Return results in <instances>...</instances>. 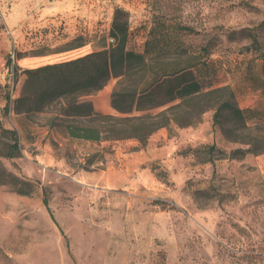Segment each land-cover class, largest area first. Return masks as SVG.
I'll use <instances>...</instances> for the list:
<instances>
[{"label":"rangeland","instance_id":"1","mask_svg":"<svg viewBox=\"0 0 264 264\" xmlns=\"http://www.w3.org/2000/svg\"><path fill=\"white\" fill-rule=\"evenodd\" d=\"M116 7L128 48L143 51L154 27L160 44L186 48L204 88L227 84L254 107L248 125L264 119V95L251 87L263 80L264 0H0V120L20 144L0 156V178L29 182L20 193L0 181V264H264V150L232 153L246 145L212 123L213 107L144 144L71 137L60 122L93 121L51 106L14 111L25 69L107 46ZM120 79L83 97L107 91L111 103Z\"/></svg>","mask_w":264,"mask_h":264},{"label":"trees","instance_id":"2","mask_svg":"<svg viewBox=\"0 0 264 264\" xmlns=\"http://www.w3.org/2000/svg\"><path fill=\"white\" fill-rule=\"evenodd\" d=\"M181 27L191 29L187 25ZM153 30L151 27L143 51L128 48V21L124 9L116 7L107 46L25 69L20 94L13 99L14 111L54 108L56 115L85 116L93 121L65 119L60 122L71 137L93 141L135 137L144 144L157 128L169 126L171 122L193 124L205 109L213 107L212 123L220 124L231 140L246 145L245 148H234L232 153L264 150V119L253 125L246 122V111H252L254 107L239 106L227 84L204 88L191 70L196 62L187 61L186 48L182 46L176 50L170 48L168 42L160 44ZM110 74L121 77L119 85L111 91V105L127 114L104 113L83 97L101 88ZM262 76L263 80L258 78L256 85L261 87L264 95V72ZM162 91L165 94L159 97ZM175 99L178 100L154 110ZM134 109L143 112L129 113ZM50 121L58 123L54 118ZM19 153L16 129L4 126L0 120V156L14 157ZM6 180L16 191L27 193L28 180L16 174H10L8 179L0 178V181ZM43 201L47 203L45 196Z\"/></svg>","mask_w":264,"mask_h":264},{"label":"crops","instance_id":"3","mask_svg":"<svg viewBox=\"0 0 264 264\" xmlns=\"http://www.w3.org/2000/svg\"><path fill=\"white\" fill-rule=\"evenodd\" d=\"M233 76L236 75V73L233 72L232 74ZM249 87V86H248ZM254 90L256 91H260L261 92V87H259L258 85H255V86H251ZM92 103L94 105V107H98L99 109H109V106L111 105V103H109V100H108V93L106 91V97H104L103 100H100L97 96H93L92 98Z\"/></svg>","mask_w":264,"mask_h":264},{"label":"built area","instance_id":"4","mask_svg":"<svg viewBox=\"0 0 264 264\" xmlns=\"http://www.w3.org/2000/svg\"><path fill=\"white\" fill-rule=\"evenodd\" d=\"M13 71H14L13 70V67H11L8 73H10L11 75H13ZM1 75H2V79H3L4 76H3V74H1Z\"/></svg>","mask_w":264,"mask_h":264}]
</instances>
